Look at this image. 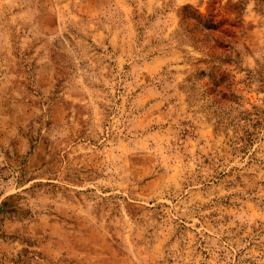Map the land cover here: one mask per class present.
I'll return each instance as SVG.
<instances>
[{"label":"rangeland","instance_id":"obj_1","mask_svg":"<svg viewBox=\"0 0 264 264\" xmlns=\"http://www.w3.org/2000/svg\"><path fill=\"white\" fill-rule=\"evenodd\" d=\"M0 264H264V0H0Z\"/></svg>","mask_w":264,"mask_h":264}]
</instances>
